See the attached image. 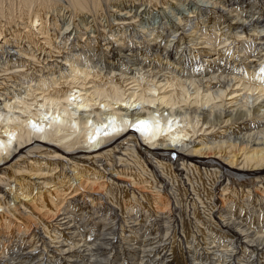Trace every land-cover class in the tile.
Returning a JSON list of instances; mask_svg holds the SVG:
<instances>
[{
	"label": "bare ground",
	"instance_id": "obj_1",
	"mask_svg": "<svg viewBox=\"0 0 264 264\" xmlns=\"http://www.w3.org/2000/svg\"><path fill=\"white\" fill-rule=\"evenodd\" d=\"M0 264H264V0H0Z\"/></svg>",
	"mask_w": 264,
	"mask_h": 264
},
{
	"label": "rangeland",
	"instance_id": "obj_2",
	"mask_svg": "<svg viewBox=\"0 0 264 264\" xmlns=\"http://www.w3.org/2000/svg\"><path fill=\"white\" fill-rule=\"evenodd\" d=\"M172 6L175 7L176 5L173 4ZM196 6H197V5H196ZM171 10H172V9H171ZM174 14L177 15L176 11L174 12ZM155 15H156V17L153 18L154 20H156V19L158 18V13H155ZM168 16H169V18L171 19L170 14H168ZM216 31H217V30H216ZM217 35H218V34H217ZM222 39H223V37H222ZM1 42H3V41H1ZM218 48H219V47H218ZM212 54H213V53H212ZM249 58H250V57H249ZM253 59H254V58H253ZM221 61H223V60L221 59ZM232 183H233V181H232ZM233 185H234V183H233Z\"/></svg>",
	"mask_w": 264,
	"mask_h": 264
}]
</instances>
